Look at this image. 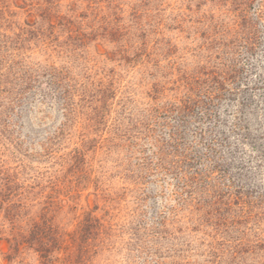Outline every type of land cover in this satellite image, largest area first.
<instances>
[{
  "label": "rangeland",
  "instance_id": "1",
  "mask_svg": "<svg viewBox=\"0 0 264 264\" xmlns=\"http://www.w3.org/2000/svg\"><path fill=\"white\" fill-rule=\"evenodd\" d=\"M45 9L57 18L42 20ZM32 22L49 46L27 41L20 56L33 68L62 70L79 96L70 112L46 89L15 108L0 127V165L26 188V215L38 218L44 205L52 211L63 239L54 264L78 249L86 264H264V201L257 199L264 191V0H0L1 32ZM254 31L256 47L246 51ZM224 62L236 64L240 80L236 101L221 105L232 114L239 99L247 104L237 113L247 141L232 160L245 168L230 171L251 195L229 197L226 223L216 226L192 202L177 203L171 179L138 180L143 153L116 121L158 102L157 93L183 92L186 76L204 77ZM100 84L114 95L91 129L83 113L101 102L88 107L81 94L89 99ZM149 143L139 147L148 153ZM2 219L0 211V264H7ZM19 260L11 264H40L33 250Z\"/></svg>",
  "mask_w": 264,
  "mask_h": 264
},
{
  "label": "trees",
  "instance_id": "2",
  "mask_svg": "<svg viewBox=\"0 0 264 264\" xmlns=\"http://www.w3.org/2000/svg\"><path fill=\"white\" fill-rule=\"evenodd\" d=\"M41 18L51 22V18L57 17L50 9H45ZM35 23H27V28L20 27L18 33L0 31V127H6L15 108L22 109L37 91L53 90L62 99V107L69 112L73 104L71 97L79 96L71 90L72 87L69 88L71 78L68 79L62 70L46 65L33 68L20 56L27 49V41L39 43L42 38V44L49 46L45 41L48 35L40 25L33 26ZM254 32L242 46L246 51L256 47L258 39ZM238 71L236 64L224 62L203 73L204 77L186 76L183 92L162 98L157 93L153 100L158 102L134 115L121 114L116 121L117 129L127 135L128 145L136 149L135 153H143L142 160L135 164L138 180L142 182L154 174L160 175L162 181L171 179L177 203L183 206L192 202L195 211H203L202 215L207 220L214 219L216 226L226 223L225 215L231 207L229 197L235 196V200H239L241 196L251 195L230 171L232 167L245 168L242 163L239 165L232 160L247 141V133L242 132L246 126L241 125V117L237 116V113H242L239 107L247 104L239 99L232 114L221 105L226 100L236 101L234 97L238 95L237 83L240 80L236 75ZM81 95V100L88 103V107L93 102H101L100 107H91L89 113H83L87 126L92 129L101 122L100 109L108 105L107 100L114 93L110 87L100 84L89 99L85 98V93ZM140 140L150 142V152L145 153L146 150L139 147ZM81 157L80 152L71 157L74 168L78 169ZM7 169L0 165V211L8 228L7 236L3 238L8 248L3 258L11 264L26 251L33 250L38 253L40 264H54L57 260L54 251L59 249L63 239L53 222L52 211L44 205L38 218L26 215L30 209L28 194H24L26 188L19 184L18 175L9 173ZM258 193L257 199L262 203L264 191ZM238 203L242 204V201ZM244 203L248 202L244 200ZM96 221L91 215L86 218L91 225ZM81 255L84 254L79 249L76 255L68 253L62 263L86 264Z\"/></svg>",
  "mask_w": 264,
  "mask_h": 264
}]
</instances>
